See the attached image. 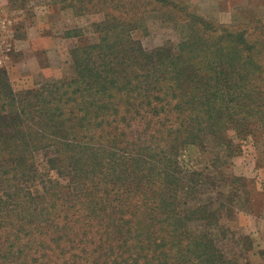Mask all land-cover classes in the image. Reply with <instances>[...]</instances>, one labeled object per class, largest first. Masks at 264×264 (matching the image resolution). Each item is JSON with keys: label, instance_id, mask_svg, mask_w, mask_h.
Masks as SVG:
<instances>
[{"label": "trees", "instance_id": "1", "mask_svg": "<svg viewBox=\"0 0 264 264\" xmlns=\"http://www.w3.org/2000/svg\"><path fill=\"white\" fill-rule=\"evenodd\" d=\"M52 1L100 15L98 40L70 50L72 78L16 91L0 69V264H239L208 231L216 208L188 204L215 182L179 159L251 118L264 133V25H224L176 0ZM149 11L183 25L176 49L132 38ZM43 150L68 182L38 192L28 184Z\"/></svg>", "mask_w": 264, "mask_h": 264}, {"label": "rangeland", "instance_id": "2", "mask_svg": "<svg viewBox=\"0 0 264 264\" xmlns=\"http://www.w3.org/2000/svg\"><path fill=\"white\" fill-rule=\"evenodd\" d=\"M187 12L224 25L251 22L264 25V0H176ZM165 13L147 12L131 31L149 51L158 47L176 49L183 25L166 20ZM100 15H77L52 0H0V69H4L16 91L37 88L59 78H72L70 50L98 40L93 24ZM81 30V37H67V32ZM229 142V147H225ZM205 149L190 147L182 152L180 165L186 170H205L214 185L202 187L188 204L213 205L217 220L208 228L221 251L239 264H264V133L259 121L251 118L231 127L225 137L204 138ZM221 157L219 169L212 166ZM50 152L35 154V175L30 189L38 192L50 180L67 183L50 168ZM215 164V163H214ZM230 164L229 166H226ZM217 165V164H215ZM218 173V175H217ZM241 179V180H240ZM240 190L229 191L227 182ZM185 194H179V209ZM194 233L207 229L203 223H190ZM248 237L249 251L244 242Z\"/></svg>", "mask_w": 264, "mask_h": 264}]
</instances>
